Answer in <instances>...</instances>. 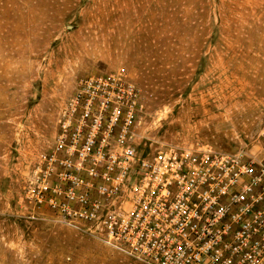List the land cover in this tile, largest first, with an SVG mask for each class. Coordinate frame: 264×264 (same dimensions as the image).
<instances>
[{
	"label": "rangeland",
	"instance_id": "374dc122",
	"mask_svg": "<svg viewBox=\"0 0 264 264\" xmlns=\"http://www.w3.org/2000/svg\"><path fill=\"white\" fill-rule=\"evenodd\" d=\"M119 69L140 149L261 150L264 0H0V264H146L23 203L76 83Z\"/></svg>",
	"mask_w": 264,
	"mask_h": 264
},
{
	"label": "built area",
	"instance_id": "2783aa9c",
	"mask_svg": "<svg viewBox=\"0 0 264 264\" xmlns=\"http://www.w3.org/2000/svg\"><path fill=\"white\" fill-rule=\"evenodd\" d=\"M139 107L123 69L79 79L31 166L25 216L49 212L146 264H264V125L258 153L140 149Z\"/></svg>",
	"mask_w": 264,
	"mask_h": 264
}]
</instances>
